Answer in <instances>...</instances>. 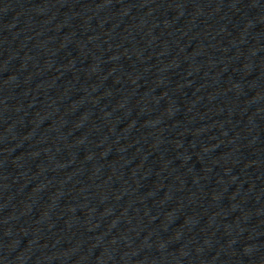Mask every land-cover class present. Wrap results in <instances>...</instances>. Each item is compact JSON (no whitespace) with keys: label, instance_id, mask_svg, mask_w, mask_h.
I'll list each match as a JSON object with an SVG mask.
<instances>
[{"label":"water","instance_id":"1","mask_svg":"<svg viewBox=\"0 0 264 264\" xmlns=\"http://www.w3.org/2000/svg\"><path fill=\"white\" fill-rule=\"evenodd\" d=\"M157 264H264V0H142Z\"/></svg>","mask_w":264,"mask_h":264}]
</instances>
